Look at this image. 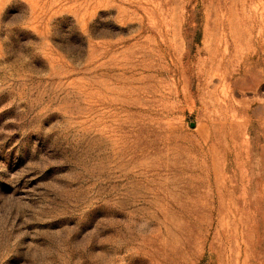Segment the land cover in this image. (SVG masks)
<instances>
[{"label":"rangeland","instance_id":"obj_1","mask_svg":"<svg viewBox=\"0 0 264 264\" xmlns=\"http://www.w3.org/2000/svg\"><path fill=\"white\" fill-rule=\"evenodd\" d=\"M0 264H264V0H0Z\"/></svg>","mask_w":264,"mask_h":264},{"label":"water","instance_id":"obj_2","mask_svg":"<svg viewBox=\"0 0 264 264\" xmlns=\"http://www.w3.org/2000/svg\"><path fill=\"white\" fill-rule=\"evenodd\" d=\"M191 126H194V123H191Z\"/></svg>","mask_w":264,"mask_h":264}]
</instances>
